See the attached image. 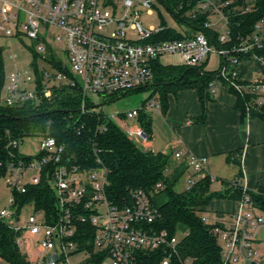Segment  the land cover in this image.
<instances>
[{"label":"built area","instance_id":"built-area-1","mask_svg":"<svg viewBox=\"0 0 264 264\" xmlns=\"http://www.w3.org/2000/svg\"><path fill=\"white\" fill-rule=\"evenodd\" d=\"M23 1L24 6L19 7L15 0H0L2 35L26 37L35 42L37 51L43 55L53 51L48 39L63 43L67 62L60 60L68 74L48 63L50 69L41 70L43 79L39 88L36 78L14 73L5 95L2 92L4 105L38 102L42 98L50 99L56 89L77 88L84 114L87 105L99 110L98 105L115 100L119 94L126 95L150 85L155 75L154 63L163 56L181 54L186 57V66L198 67L211 54L218 53L222 64L217 79L209 84L211 95H216L218 83H222L243 99L251 98L246 101L248 110L251 103L264 106V17L254 24L251 33L240 35L234 43L230 13L225 12L233 1L193 0L195 5L179 16L184 22L183 19H196L204 13L219 15L226 26L224 33H217L220 46L211 43L203 32L163 40L160 36L165 27H146L137 8L141 5L149 9L154 0H103V8L101 0ZM9 7L13 8L11 12ZM183 9L181 3L179 11ZM232 10L248 14L253 8L238 5ZM205 27L213 28L209 19ZM130 31L135 37L131 38ZM243 62L254 63L260 77L246 80L240 68ZM22 82L33 83L34 89L21 86ZM94 97L106 99V103L95 104ZM148 109L161 113L162 105L149 99L140 108L124 113L123 119L105 116L130 139L146 147L150 139L138 118L141 111L148 113ZM127 121H134L135 126L130 127ZM39 138L40 155L30 160L13 159L5 167L3 178L11 193L8 206L0 210V222L17 233L16 244L29 264H95L103 255L106 258L101 264L106 260L110 264H136L139 253L144 251H160L164 257L159 264H173L186 234L181 231L171 234L152 227L159 212L151 196L139 189L131 191L128 200L114 202L108 195L109 172L100 161L97 167H81L71 158H65V144L52 136ZM20 144L14 141L12 147L19 149ZM173 156L180 160L184 153L176 150ZM187 164L189 171L192 170L187 173L189 190L202 175L208 174V158L189 155ZM194 174H199V178ZM44 179L54 193L55 209L46 212L38 209L35 202L19 208L18 196L27 194L30 187ZM243 179L244 175L233 179L234 184L243 186L238 211L213 219L201 216L220 246L222 264H264V211L253 204ZM27 209H32V213L28 214ZM86 225L94 231L92 249L82 244ZM191 263L189 259L182 261V264Z\"/></svg>","mask_w":264,"mask_h":264},{"label":"trees","instance_id":"trees-1","mask_svg":"<svg viewBox=\"0 0 264 264\" xmlns=\"http://www.w3.org/2000/svg\"><path fill=\"white\" fill-rule=\"evenodd\" d=\"M162 1L168 2V8L174 15L175 10L178 11L175 15L178 19L195 5L193 0ZM222 1H233L231 7L225 8V12L230 13V29L234 43L240 35L251 33L254 24L264 17V0ZM181 3L184 4V9L179 11ZM238 5H250L253 11L248 14L234 13L232 8ZM208 19V13L200 14L196 19H183L193 30L187 37L203 32L210 38L211 43L220 46L218 34L205 27ZM160 37L164 40L185 36L171 28H165ZM44 60L68 74L67 68L53 51L50 50ZM34 67L37 83L41 88L43 74L37 64ZM154 71L153 82L143 89H154L153 95L159 96L162 112L167 107L170 94L195 89L202 105L200 118H205L207 104L214 97L209 91V84L217 79L219 70L206 71L204 64L198 67L171 66L156 61ZM5 81L3 49L0 47V174L4 175L5 167L13 159H31L22 156L19 149L12 147L14 141L22 143L28 137L52 136L59 143L66 145L65 158H71L74 164L81 167H97L100 161L107 168L108 195L114 202L122 203L128 200L130 192L139 189L151 196V201L159 212L152 227L157 231L167 230L171 234L177 231L186 234L179 243V255L174 258L173 264H182L186 259H189L191 264H222L220 246L198 212L203 211L202 209L214 200H240L243 196L241 184H234L233 180L223 181V188L213 191L212 179L209 174H205L189 190L185 188L177 191L176 187L181 178L189 172L188 153H184L183 158L177 160L173 154L155 153L141 148L98 108L87 105V112L83 114L82 96L77 88L56 89L50 99L42 98L38 102L4 105L1 97ZM231 94L236 98L234 108L242 117L245 118L249 112L250 118H259L264 122V106L257 107L251 103L248 104V110L246 101H249L250 97L243 99L232 90ZM138 121L151 140V116L141 111ZM242 154L241 150L228 153L227 162L240 166ZM242 175V172H239L235 179ZM158 184H161L159 189ZM247 194L253 204L264 211V187H259L256 192L247 191ZM30 202H35L38 209H45L46 212L55 209V196L45 179L39 185L30 187L27 194L18 196L19 208ZM93 232L89 225L84 227L82 244L85 248L92 249ZM16 238L17 233L0 222V258L9 264H29L25 254L17 246ZM163 257L160 251H144L139 253L136 264H159ZM105 258L104 255L99 256L95 264H101Z\"/></svg>","mask_w":264,"mask_h":264},{"label":"crops","instance_id":"crops-1","mask_svg":"<svg viewBox=\"0 0 264 264\" xmlns=\"http://www.w3.org/2000/svg\"><path fill=\"white\" fill-rule=\"evenodd\" d=\"M246 63V66H243ZM240 66L246 80L256 79L259 68L252 62ZM257 77V78H258ZM236 98L222 84L213 100L207 104L203 120L202 105L197 90L187 89L168 96V104L163 112L152 118V137L147 150L155 153L173 154L176 150L196 157L208 158V174L230 167L232 178H222L230 182L239 172L244 175L243 184L248 191L256 192L264 187V122L259 118L242 117L234 108ZM236 150L243 152L241 165L227 162V154ZM239 200H214L203 208L214 216H230L238 211ZM0 264H9L0 258Z\"/></svg>","mask_w":264,"mask_h":264},{"label":"rangeland","instance_id":"rangeland-1","mask_svg":"<svg viewBox=\"0 0 264 264\" xmlns=\"http://www.w3.org/2000/svg\"><path fill=\"white\" fill-rule=\"evenodd\" d=\"M18 3L17 6H24L23 0H15ZM166 1V0H165ZM169 6L168 2L166 1ZM166 3L162 0H154L153 6L145 8L141 5L137 6L138 10L141 13V21L146 27H165L171 28L174 31L181 34H191L193 30L191 27L181 22L175 15L178 14V11L175 10V15L169 10ZM101 7L103 8V0L100 2ZM12 7H9V12ZM109 10L112 11V8L108 7ZM151 10L152 13L149 14L148 11ZM121 12L118 11L117 15H120ZM209 21L213 24V32L222 34L226 30L224 20L216 14H212L209 16ZM51 32L56 33L54 29H51ZM131 38L135 37V33L133 31L129 32ZM48 43L51 45L54 53L58 56L59 59L67 62V54L65 51L64 44L61 42L54 41L52 38L48 39ZM0 47L3 49V60L5 66V86L3 90V95H5V90L10 83V76L14 73L22 74V77H32L36 78V72L34 65L37 64L39 70L50 69V65L48 61H45L44 58L47 55L41 54L37 51L36 45L34 41L24 37H4L0 31ZM216 48V47H214ZM159 62L163 65H171V66H184L186 65V57L181 54L175 55H167L160 58ZM206 71H218L221 68L222 58L218 53L211 54L208 59L203 63ZM202 64V65H203ZM246 63H243V66H246ZM259 75H255L257 78ZM21 86L26 87L28 90H33V83H23ZM154 89L147 88L136 90L128 94H119L117 98L113 101L107 102L106 99H102L100 97H94L93 101L95 104L106 103L103 107L99 108V111H102L105 115L109 117H118L119 119H123L122 115L124 113H128L132 109L140 108L144 102L149 99L153 101H159V96L157 94L153 95ZM109 101V100H108ZM148 114L155 120V116L158 115L154 109H148ZM130 127H134V121H127ZM39 137H28L23 140V142L19 146V153L22 156L32 157L35 159L38 155L41 154V150L39 148ZM141 148L147 149L148 146H144L143 144H138ZM223 172H219L217 169L212 171V190L220 191L222 189V178H232L230 169L234 170V168L230 167ZM192 173V170L189 171ZM196 179L199 178V175L195 176ZM188 184L187 174L184 175L179 184L176 187L177 191H182L186 188ZM11 189L5 184L3 174H0V210L5 209L8 206V201L10 197ZM247 211V210H246ZM245 211V212H246ZM28 214L32 213V209H27ZM198 214L200 216L208 215L210 218H214V215L210 212L199 211ZM103 264H110V261L106 260Z\"/></svg>","mask_w":264,"mask_h":264},{"label":"water","instance_id":"water-1","mask_svg":"<svg viewBox=\"0 0 264 264\" xmlns=\"http://www.w3.org/2000/svg\"><path fill=\"white\" fill-rule=\"evenodd\" d=\"M103 106H104L103 104H101V105H98V107H99V108H101V107H103Z\"/></svg>","mask_w":264,"mask_h":264}]
</instances>
